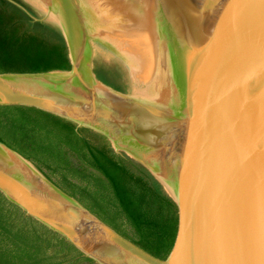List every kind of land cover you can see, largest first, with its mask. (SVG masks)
<instances>
[{"label":"water","instance_id":"obj_1","mask_svg":"<svg viewBox=\"0 0 264 264\" xmlns=\"http://www.w3.org/2000/svg\"><path fill=\"white\" fill-rule=\"evenodd\" d=\"M8 1L60 32L71 69L0 73V106L34 107L105 136L162 184L178 208L179 232L166 260L150 255L2 142L1 194L97 264H264V0H225L221 19H202L204 26L197 12L212 14L210 0H163L171 10L172 49L185 43L178 41L183 30L194 49L185 128L169 132L171 121L136 90L109 45L86 32L69 0L50 11L53 19L31 0L21 1L33 12ZM137 121L140 131L132 134ZM125 135L139 147L124 143ZM172 141H179L176 196L159 176L166 173L160 163L144 151Z\"/></svg>","mask_w":264,"mask_h":264},{"label":"trees","instance_id":"obj_2","mask_svg":"<svg viewBox=\"0 0 264 264\" xmlns=\"http://www.w3.org/2000/svg\"><path fill=\"white\" fill-rule=\"evenodd\" d=\"M70 69L56 28L0 0V73ZM96 72L109 83L103 69ZM0 142L142 250L162 261L172 252L180 224L176 204L144 166L115 152L102 134L34 107L7 105L0 106ZM0 264L97 263L0 192Z\"/></svg>","mask_w":264,"mask_h":264},{"label":"bare ground","instance_id":"obj_3","mask_svg":"<svg viewBox=\"0 0 264 264\" xmlns=\"http://www.w3.org/2000/svg\"><path fill=\"white\" fill-rule=\"evenodd\" d=\"M31 1L41 6L44 10H47L48 15L50 14V11L57 8L55 0ZM57 1L59 2L60 0ZM69 1L77 11L86 32L109 45L112 55L123 65L125 71H127L128 77L136 84V90L143 98L150 100L161 115H165L166 119L171 121L169 127L164 128V131L169 132L171 129L175 131V127L178 125L177 122H179L177 121L179 115H183L184 108L185 110L187 109L188 112L190 68L192 66L191 58L194 55V49H191V44L188 39L190 37L186 35V31L183 30V34L185 33L182 37L183 39H180L182 35L178 38V41H180L181 44H183V42L185 43L180 47H177V50H174L172 49L171 42L172 33L164 32V29L162 28L164 19H162L161 14L154 13L153 2L150 0H105L114 7L117 15H119L117 21L111 20L108 15L99 12L100 10H97V6L99 8V5L95 2L96 0ZM93 1L96 6V11L90 13V11H88L90 10L88 2L91 3ZM201 1H203V4L205 5L204 1L207 2L208 0ZM210 1L212 3V14L208 12V15H203V11L197 10V15L201 20L200 26H204L202 19H205L209 25H215L221 19V13L225 9V0ZM182 12L185 13V10H182ZM128 13L132 14L130 15ZM154 15H157V17H154ZM186 16L187 15L185 14V20L188 19H186ZM49 17L52 19L54 18L53 15H49ZM106 20L109 21L115 29H118L123 38L125 36L123 42L124 45L121 46L126 52L128 50V52H132L130 55L125 56L123 53H120L119 50L114 48V46L106 39L100 28L94 24L95 22L101 21L106 24ZM187 23H190V21L187 20ZM119 27L122 31H120ZM207 27L208 26H205V28ZM65 31L67 32L66 28ZM192 38L193 37H191V39ZM197 38V43L204 39L203 35H200L199 37L197 36ZM145 56L149 57V61L147 62L148 69L146 67L141 69V66L143 65L142 59H144ZM128 58L131 61L135 60L132 65H130ZM137 85L143 86V88H137ZM134 114L136 115V112H134ZM137 124L138 121L135 125L128 128L132 134H136V131H140L137 128ZM176 128L179 129L180 125ZM183 128H185L184 125L180 129L183 130ZM129 131L128 133H130ZM120 133L121 132L118 134ZM122 140L131 147H139L138 143H133L131 138H126V135L122 137ZM178 142L179 141L167 142L160 147L144 150L147 153H150L166 172L164 174L159 173V176L165 182L173 196L177 195L175 192V181L179 169ZM179 147H181V144ZM141 151H143V149Z\"/></svg>","mask_w":264,"mask_h":264},{"label":"rangeland","instance_id":"obj_4","mask_svg":"<svg viewBox=\"0 0 264 264\" xmlns=\"http://www.w3.org/2000/svg\"><path fill=\"white\" fill-rule=\"evenodd\" d=\"M55 1H56V6L58 7V1L57 0H55ZM150 1L153 2L154 13L156 12V14H159V15L161 14L162 19H164V21H163V27H162L164 29V32H168V26H167V24H170L171 23L170 22V13H171L170 8L167 6V4L163 3L162 0H150ZM95 2L97 3V5H99V8L97 6V10L98 11L100 10L99 12H102L103 14L108 15V17H110L111 20L117 21V18H118L119 15H117L114 7L111 6L109 2H107L105 0H96ZM88 5L90 7L89 8L90 10H88V11H90V13L91 12L94 13L96 11V6L94 5V1L91 2V3L88 2ZM167 7H168V9H167ZM162 13H163V15H162ZM128 14L131 15L132 13H128ZM155 16L157 17V15H154V17ZM94 24L97 25L98 28H100V30L102 31V33L104 34V36L106 37V39L109 41V43H111L114 46V48H116L117 50H119L120 53H123L125 56L126 55L128 56V55H130V53H132V52H128L129 51L128 49H127L128 50L127 52L125 50H123V47L121 45H124L123 42H124L125 36L123 38V36L120 35L118 29H115L109 23V21L106 20V24L104 22H102V21L101 22H95ZM113 28H114V30H113ZM119 29H120V31H122V29L120 27H119ZM144 59H142L143 65L141 66V69H144V67H146L148 69L147 62L149 61V57H146L145 56ZM128 61H130L129 63H130V65H132L135 60H132L131 61L129 59ZM149 66H150V64H149ZM140 77H141V74H140ZM114 82H116V81H114ZM187 115H188L187 109L185 110V108H184L183 115H179V119L177 118V121H179V122L176 121L177 124H178V125L175 124L176 127L179 126V125H180V128H182L183 125L185 126V122H186V119H187L186 118ZM176 127H175V129H176Z\"/></svg>","mask_w":264,"mask_h":264},{"label":"flooded vegetation","instance_id":"obj_5","mask_svg":"<svg viewBox=\"0 0 264 264\" xmlns=\"http://www.w3.org/2000/svg\"><path fill=\"white\" fill-rule=\"evenodd\" d=\"M115 80V78H113Z\"/></svg>","mask_w":264,"mask_h":264}]
</instances>
